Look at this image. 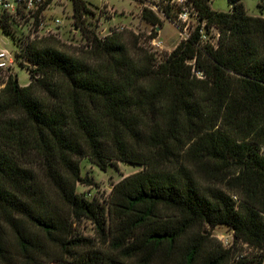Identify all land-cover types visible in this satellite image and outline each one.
<instances>
[{"label": "trees", "instance_id": "obj_1", "mask_svg": "<svg viewBox=\"0 0 264 264\" xmlns=\"http://www.w3.org/2000/svg\"><path fill=\"white\" fill-rule=\"evenodd\" d=\"M229 1L219 11L185 0L199 22L160 61L132 32L129 44L97 36L85 0L71 2L86 49L25 42L28 83L8 73L0 87V264H263L264 17ZM16 18L26 17L1 13V29ZM141 18L155 37L160 17L143 7ZM203 20L216 47L200 40ZM84 157L142 169L105 202L88 199L76 191ZM82 218L104 245L76 232ZM220 224L259 254L235 259L207 229Z\"/></svg>", "mask_w": 264, "mask_h": 264}, {"label": "rangeland", "instance_id": "obj_2", "mask_svg": "<svg viewBox=\"0 0 264 264\" xmlns=\"http://www.w3.org/2000/svg\"><path fill=\"white\" fill-rule=\"evenodd\" d=\"M85 1L92 11V14L85 15V22L88 28L92 29L97 36L103 38L111 31H117L125 35L129 44L134 39L130 33L132 32L137 37L138 45L153 52L157 61L162 60L183 39L181 29H184L187 25L186 32H191L199 22L197 12L191 4H181L178 0ZM241 2L249 14L264 17V0H241ZM231 5L229 0H210L211 8L219 11H228ZM143 7L151 8L162 21L160 27L156 26L157 35L155 36L156 40L161 41V47L154 46L151 41L153 38L148 37L154 26L141 18ZM182 7L187 8L189 12L185 22L179 18ZM167 8H170L174 14L173 20L168 19L163 13L162 10ZM36 14L37 24L34 16L16 18L10 25L12 35L4 32L0 26V47L4 48L13 59V63L8 70L0 71V87L2 86V80L6 78L8 73L15 75L20 84H24L29 80L30 68H33L34 65L25 57L19 55L20 48L28 40L49 37L52 41H57L56 44L62 50L68 52H76L87 48L85 35L81 28L74 23L71 0H45ZM56 17L61 18V24L56 25L53 23V19ZM204 22L203 20L201 27H204ZM47 28H49L48 32ZM205 30L207 36L214 40L217 28L211 25ZM141 169V165L116 161L110 163L105 170H102L87 157H84L80 161V171L81 176L86 178L87 181L77 183L76 191L88 199L98 198L105 202L113 184ZM107 224L108 221L106 226ZM75 226L76 232L91 237L99 246L104 245L103 234L97 230L96 225L89 219L82 218ZM207 229L215 238L216 235L230 232L228 226L224 224L207 227ZM235 248L236 251L244 255L254 256L259 254L254 248L249 249L241 245H236Z\"/></svg>", "mask_w": 264, "mask_h": 264}, {"label": "built area", "instance_id": "obj_3", "mask_svg": "<svg viewBox=\"0 0 264 264\" xmlns=\"http://www.w3.org/2000/svg\"><path fill=\"white\" fill-rule=\"evenodd\" d=\"M45 0H0V14L1 13H7L10 15H17L18 13H23L25 17H31L35 16L36 12L40 9V6L44 3ZM179 3L185 4V0H178ZM189 15V12L187 8L182 7L181 12L179 13V18L181 21L185 22L187 17ZM53 23L56 25H59L62 23L61 18L56 17L53 19ZM41 25V23H40ZM187 25L184 27V29H181L183 32V39H186L190 32H186ZM49 31V28H47V32ZM112 32V31H111ZM110 32V33H111ZM200 33V40L202 43H209L212 46L216 47L218 43V31L216 34V37L214 40H211L207 34L204 27H200L199 29ZM152 44L156 47H161V41L156 40L155 37H153ZM13 63L12 56L2 47H0V71H6L10 68V66ZM193 72L197 77L202 78L203 72L200 70H195L193 68ZM7 77V75H6ZM231 197L233 200L237 201V197L234 194H231ZM215 237V236H214ZM216 238L221 242L222 246L225 248H233L236 245H241L243 247L252 249L253 247L250 246L248 243L236 239L233 233V230H230L228 234H219L216 235ZM252 255H244L243 253H238L235 259L240 258H246L247 260L252 259ZM244 264H250L249 261H246Z\"/></svg>", "mask_w": 264, "mask_h": 264}, {"label": "crops", "instance_id": "obj_4", "mask_svg": "<svg viewBox=\"0 0 264 264\" xmlns=\"http://www.w3.org/2000/svg\"><path fill=\"white\" fill-rule=\"evenodd\" d=\"M29 81V80H28ZM28 81L26 82V83H24V84H21V85H26L27 83H28Z\"/></svg>", "mask_w": 264, "mask_h": 264}, {"label": "water", "instance_id": "obj_5", "mask_svg": "<svg viewBox=\"0 0 264 264\" xmlns=\"http://www.w3.org/2000/svg\"><path fill=\"white\" fill-rule=\"evenodd\" d=\"M158 29V28H157Z\"/></svg>", "mask_w": 264, "mask_h": 264}]
</instances>
